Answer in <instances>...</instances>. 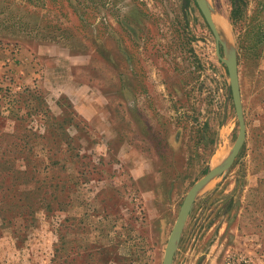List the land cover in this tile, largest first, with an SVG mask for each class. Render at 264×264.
<instances>
[{
  "label": "rangeland",
  "instance_id": "1",
  "mask_svg": "<svg viewBox=\"0 0 264 264\" xmlns=\"http://www.w3.org/2000/svg\"><path fill=\"white\" fill-rule=\"evenodd\" d=\"M208 1L238 52L247 139L198 194L173 264H264V0ZM0 132L31 148L12 209L0 188V264H163L240 123L196 0H0Z\"/></svg>",
  "mask_w": 264,
  "mask_h": 264
},
{
  "label": "water",
  "instance_id": "2",
  "mask_svg": "<svg viewBox=\"0 0 264 264\" xmlns=\"http://www.w3.org/2000/svg\"><path fill=\"white\" fill-rule=\"evenodd\" d=\"M196 1L198 2L211 29L215 34L217 41V54L219 58L222 59L228 66L232 94L235 102L236 113L240 123V132L228 160H226V162L222 163L221 165H218L210 169L208 173H206L191 187L188 194L186 195V198L182 204L176 223L170 234L163 264H173L178 248V243L182 237L187 220L194 208L195 201L200 191L214 177L223 174L226 170L231 168L236 158L238 157L239 153L241 152L245 144V141L247 139V122H246L245 110L243 105V97H242V89H241V81H240V73H239L238 52L233 51L231 54H228L226 43L222 40L218 26L216 25V22L212 16V12H211L212 7L210 5V2L208 0H196ZM222 45L224 46L228 57L222 54L221 51Z\"/></svg>",
  "mask_w": 264,
  "mask_h": 264
},
{
  "label": "trees",
  "instance_id": "3",
  "mask_svg": "<svg viewBox=\"0 0 264 264\" xmlns=\"http://www.w3.org/2000/svg\"><path fill=\"white\" fill-rule=\"evenodd\" d=\"M237 8L238 6L235 4L233 9L234 11L232 12L236 17ZM25 131L27 132V130ZM14 135L15 134H10L7 132H0V188H3L4 191L2 192V209L4 210L12 209V207L8 206L11 205V201L14 202V199H12V191H14V184H16L17 178L20 177V171L14 165V160H16L18 157L17 154H26V158L31 159V148H28L27 143H22L23 137L18 135L15 136L14 141L10 144L11 147L3 148L2 142L5 140V138L14 137ZM21 194H23V197H19L15 204L25 207L26 204L24 203H27L26 198H29L30 194ZM23 212H18V216L23 215Z\"/></svg>",
  "mask_w": 264,
  "mask_h": 264
},
{
  "label": "bare ground",
  "instance_id": "4",
  "mask_svg": "<svg viewBox=\"0 0 264 264\" xmlns=\"http://www.w3.org/2000/svg\"><path fill=\"white\" fill-rule=\"evenodd\" d=\"M225 24H226V23H225ZM225 24H224L223 21H221V20L216 21V25L218 26V29H221V30H223V32L226 33V27L224 26ZM227 34H228V33H227ZM226 36H227V35H226ZM219 150H220V149H219ZM220 158H221V154L218 155V156L216 157V161H218Z\"/></svg>",
  "mask_w": 264,
  "mask_h": 264
}]
</instances>
